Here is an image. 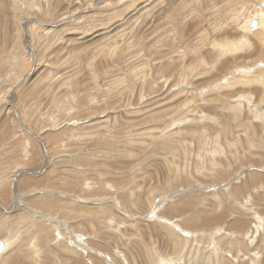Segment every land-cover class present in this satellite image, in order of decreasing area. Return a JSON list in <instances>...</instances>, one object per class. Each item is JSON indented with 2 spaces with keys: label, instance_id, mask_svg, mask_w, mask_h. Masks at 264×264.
Masks as SVG:
<instances>
[{
  "label": "rangeland",
  "instance_id": "obj_1",
  "mask_svg": "<svg viewBox=\"0 0 264 264\" xmlns=\"http://www.w3.org/2000/svg\"><path fill=\"white\" fill-rule=\"evenodd\" d=\"M262 13L0 0V264H264Z\"/></svg>",
  "mask_w": 264,
  "mask_h": 264
},
{
  "label": "bare ground",
  "instance_id": "obj_2",
  "mask_svg": "<svg viewBox=\"0 0 264 264\" xmlns=\"http://www.w3.org/2000/svg\"><path fill=\"white\" fill-rule=\"evenodd\" d=\"M258 14V13H257ZM68 17V16H67ZM257 20H258V24H256V26H251L252 28L251 29H253V30H259V29H261V28H264V13H262V14H260L258 17H257ZM248 21V20H247ZM39 23H42L43 24V21H39ZM250 25H251V22H250ZM246 26V25H245ZM23 30L26 32V30L23 28ZM29 34V33H28ZM28 39H29V43L31 44V45H33V43H34V41H33V36L32 35H29L28 36ZM230 50V49H229ZM34 66V65H33ZM21 80V79H20ZM26 126V125H25ZM27 130H29V128H27V126L25 127ZM37 136V135H36ZM45 145H46V143H45ZM47 165L49 166V165H51V162L49 161V158H48V160L47 161H45V164L43 165V168H41L40 169V171H44L46 168H47ZM43 169V170H42ZM40 171L39 172H37V173H39L40 174ZM30 173V172H28V171H20V172H18L17 174H16V176H15V180H14V184H15V186H16V183H18V180L19 181H21L22 182V184L23 185H25V184H31V182H32V180H29V179H22V176L23 175H25V173ZM32 173V172H31ZM256 179V178H255ZM257 181H258V179H257ZM256 180H255V182H257ZM43 184V183H42ZM21 185V184H20ZM15 189H16V187H15ZM28 189V188H27ZM14 191V190H13ZM6 193L5 192H2V194L1 195H3V196H1L2 197V199H4V197H6V195H5ZM13 197H14V203H15V205L13 204V206H16L17 205V194H16V192H14V194H13ZM186 199H188V198H186ZM5 200V199H4ZM194 201V199H191L189 202H188V204H190L189 206H190V208L192 209V208H194L195 207V205H193V203L195 202H193ZM184 203H187V202H184ZM37 204L38 205H40V207H43V208H47V206H51L52 205V202H50L47 198H45V197H41L39 200H38V202H37ZM187 205V204H186ZM184 206V205H183ZM0 207L2 208V209H4L6 212H9L10 210H11V212H12V210L14 209V207L13 208H8V207H6V206H4L1 202H0ZM48 207V208H49ZM188 207V206H187ZM195 209V208H194ZM193 210V209H192ZM182 211V210H181ZM169 212V211H168ZM177 213V212H176ZM195 213H196V211H195ZM220 214V213H219ZM224 214L225 213H222L221 215H217V214H215V215H209V213H207V212H205L204 210H198V212L196 213V214H194V216H189L188 218H186V222H185V225H187V227H190V228H197V226H198V229L199 228H201V227H203V228H208V227H210V226H212V224L213 223H215V222H217V221H220V220H222V218H224ZM27 217H23V219L22 220H27V219H29V217H28V215H26ZM258 222V221H257ZM195 223V224H194ZM203 223V225H200V224H202ZM261 223H262V221H261ZM234 224H235V222H234ZM239 225H242V223H240ZM39 226V225H38ZM41 229H42V231H43V237H42V239H44V238H46L48 235H47V233H49V232H47L46 231V227L45 226H42V224L39 226ZM38 227V228H39ZM39 228V229H40ZM47 235V236H46ZM46 236V237H45ZM225 238V237H224ZM230 238V237H229ZM228 241H231V242H228ZM232 241L233 240H231V238L230 239H228L227 240V242L229 243V244H235V242L233 241V243H232ZM5 243V242H4ZM6 245H7V247H8V245H9V242L8 241H6ZM0 254H2V253H0ZM75 264H77V262L75 263Z\"/></svg>",
  "mask_w": 264,
  "mask_h": 264
},
{
  "label": "water",
  "instance_id": "obj_3",
  "mask_svg": "<svg viewBox=\"0 0 264 264\" xmlns=\"http://www.w3.org/2000/svg\"><path fill=\"white\" fill-rule=\"evenodd\" d=\"M256 24H258V20H257V19L252 20V22H251V26H252V27H253V26H256ZM20 121H21V120H20ZM21 122H22V121H21ZM22 124H23L24 127H26V126L24 125L23 122H22ZM29 131H30V130H29ZM45 150H46V148H45ZM46 153H47V151H46ZM4 249H5V243H4V241L0 240V252H2Z\"/></svg>",
  "mask_w": 264,
  "mask_h": 264
}]
</instances>
